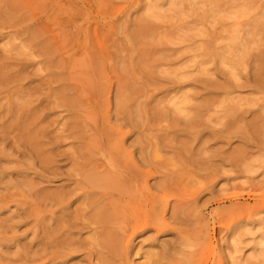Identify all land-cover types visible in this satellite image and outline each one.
Wrapping results in <instances>:
<instances>
[{
    "label": "rangeland",
    "instance_id": "374dc122",
    "mask_svg": "<svg viewBox=\"0 0 264 264\" xmlns=\"http://www.w3.org/2000/svg\"><path fill=\"white\" fill-rule=\"evenodd\" d=\"M0 264H264V0H0Z\"/></svg>",
    "mask_w": 264,
    "mask_h": 264
},
{
    "label": "bare ground",
    "instance_id": "6f19581e",
    "mask_svg": "<svg viewBox=\"0 0 264 264\" xmlns=\"http://www.w3.org/2000/svg\"><path fill=\"white\" fill-rule=\"evenodd\" d=\"M200 1H201V0H200ZM192 2H193V1H192ZM176 4H177V3H176ZM228 39H229V38H228ZM226 51H227V50H226ZM226 51H225V52H226ZM231 56H232V55H231ZM124 103H125V102H124ZM127 106H128V105H127ZM133 108H134V107H133ZM138 108H139V107H138ZM125 111H126V110H125ZM131 112H132V111H131ZM136 116H137V115H136ZM110 139H111V138H110ZM111 140H112V139H111ZM109 141H110V140H109ZM109 141H108V142H109ZM108 142H106V143L108 144ZM107 144H106V146H107ZM108 146H109V144H108ZM108 146H107V147H108ZM102 147H103V145H102ZM110 147H111V146H109V148H110ZM105 148H106V147H105ZM111 149H112V148H111ZM113 150H114V149H113ZM113 150H112V151H113ZM147 150H148V148H147ZM102 151H105L104 148H103ZM108 151H109V150H108ZM108 151H107V152H108ZM103 153H104V155H105V152H103ZM106 154H107V153H106ZM109 154H110V153L108 152V156H110V157H109V159H110L109 162L111 163V155H109ZM112 156H113V155H112ZM104 157H106V156H104ZM113 157H114V156H113ZM103 159H104V158H103ZM109 159H108V160H109ZM112 161H113V159H112ZM113 162H115V161H113ZM113 162H112V164H113ZM107 165L109 166V165H111V164L108 163ZM113 166H114V164H113ZM111 167H112V166H111ZM111 167H110V168H111ZM116 168H117V166H116ZM112 169H113V168H112ZM114 170H115V167H114ZM114 170H113V172H114ZM117 172H118V171H117V169H116V173H117ZM129 200H130V199H129ZM100 208H101V207H100ZM105 221H106V220H105ZM73 228H74V227H73ZM74 242H75V241H74ZM164 242H165V241H164ZM72 243H73V242H72ZM170 243H171V242H170ZM170 243H169V244H170ZM59 244H60V243H59ZM166 244H167V243H166Z\"/></svg>",
    "mask_w": 264,
    "mask_h": 264
}]
</instances>
